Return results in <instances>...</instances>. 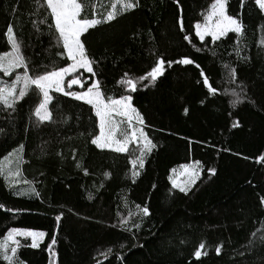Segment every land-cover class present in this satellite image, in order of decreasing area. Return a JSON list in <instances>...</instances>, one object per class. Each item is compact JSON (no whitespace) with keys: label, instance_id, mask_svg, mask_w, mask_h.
Listing matches in <instances>:
<instances>
[{"label":"trees","instance_id":"1","mask_svg":"<svg viewBox=\"0 0 264 264\" xmlns=\"http://www.w3.org/2000/svg\"><path fill=\"white\" fill-rule=\"evenodd\" d=\"M213 1L139 0L134 10L81 36L95 73H82L86 86L99 81L106 98L131 95L143 117L156 145L143 168H133L134 151L91 143L99 121L83 101L54 93L51 121L39 123L35 109L42 96L35 86L13 108L0 104V241L14 228L46 234L37 248L20 239L14 264H264V12L254 0H227V14L240 20L242 35L202 42L194 25ZM79 2L85 5L81 18H101L112 0ZM42 5L0 0V42L4 16L17 15V41L32 76L71 64ZM182 58L193 64L175 63ZM160 59L164 74L154 83L141 80ZM1 75L8 83L14 79ZM122 79H132L136 91ZM233 92L242 98L235 106ZM192 162L201 175L185 195L170 177ZM10 167L19 175L6 178ZM29 187L39 195L22 194ZM201 243L207 255L197 259ZM0 264L8 262L0 256Z\"/></svg>","mask_w":264,"mask_h":264},{"label":"snow or ice","instance_id":"2","mask_svg":"<svg viewBox=\"0 0 264 264\" xmlns=\"http://www.w3.org/2000/svg\"><path fill=\"white\" fill-rule=\"evenodd\" d=\"M226 2L227 0H214V3L210 6L209 11L204 16L203 23H196L194 25L196 36L203 42L205 37H211L213 42L219 40L221 37L225 36L229 32L236 33L238 36L243 33V25L235 17H232L226 13ZM255 4L258 6L261 12H264V0H254ZM117 5H119V12L117 11ZM50 10V15L54 21L55 32L58 33V40L62 42V47L67 53V59L72 61L68 66L61 67L59 69H53L51 71H46L44 73H38L35 76L29 74L28 64L25 57L21 53V45L17 41L13 27L9 25L6 30V36L8 43L11 46V50L0 54V73L4 76H12L17 69H23V73H17L15 78L11 83L7 81L0 80V104L6 108H13L15 103L22 99L31 86H35L39 94L42 95L43 99L41 103L35 109V115L39 122L51 121V112L48 109L49 103L52 101L51 91L57 93H62L65 96H71L73 99L78 101H83L85 104L91 105L95 110V115L99 119L100 135L96 136L91 140L99 149L108 148L112 151L119 153H127L129 149V144L135 143L138 149V155L132 161L133 168L136 164H139L140 168L144 167V157L146 154L151 153L152 149L156 145L144 132L143 127L131 130L134 126L132 121L135 120L138 124L144 125L143 117L137 111L135 107L132 106V96L122 95L120 98L105 97L104 93L101 91L99 81L93 83L91 87H88L86 91L77 92H66L64 88V81L66 76H69L80 69H84L89 73L95 75L92 64L93 61L86 55V50L84 44L81 41L82 34L86 33L89 29L95 28L101 23H107L109 21L115 20L118 14H123L128 11L134 10L139 6V0H112L110 5V10L106 14L102 15L101 18H81V13L85 5L79 0H43V5ZM95 17V13H93ZM41 20L40 23L46 22ZM181 31H183V23L180 21ZM53 25L49 24L51 28ZM185 40L189 37L185 36ZM239 42V41H238ZM169 65L172 63L168 62ZM175 63L189 65L193 64V61L189 58H182ZM165 61L160 59L157 61L156 66L152 68L145 76L141 77V80H151L155 82L158 77L164 74ZM197 67H199L197 65ZM225 67H228L227 65ZM203 75V72H201ZM230 78L233 82L235 80V70L229 69ZM127 77V73H125ZM204 84L208 87L210 93H215L216 89L212 88L209 84L207 77L204 78ZM119 83L128 86V90L131 92L136 91V83L132 79H122ZM80 85L84 87L81 81L77 78H73L68 82V87L71 88L72 85ZM20 90L17 94V87ZM242 87L243 86H239ZM232 95L235 99L232 101L233 106L242 102L241 95L239 93L233 92ZM187 111V110H185ZM114 116H122L126 118L128 128L119 129L117 121H115ZM120 123H124L121 121ZM238 123H234L233 127H237ZM119 131L120 138H117V132ZM142 142V143H141ZM23 146L21 145L20 152H22ZM15 156L17 160L22 159L18 153L10 154ZM264 160V156L260 157ZM198 163V162H197ZM79 167V164L77 165ZM188 168L187 165L183 166ZM212 175L215 174V169L209 170ZM4 172L3 166H0V173ZM19 171L13 170L11 167L8 170L6 178L8 176H18ZM134 176L139 175L138 172H133ZM198 172H193L191 183L195 184L196 178L198 177ZM24 183H28L25 181ZM173 187H179L173 181ZM179 191L187 195L188 189L186 187H179ZM35 194V188L29 187L22 194ZM21 194V193H18ZM264 203V200H262ZM2 207V206H0ZM144 216L150 215L149 209L144 207L141 209ZM61 216H57L56 220L59 221ZM123 224H127L128 221H122ZM139 227V225H136ZM17 236L31 237L32 248L39 247L40 241L45 237L44 232H36L31 230H18L11 229L4 241H0V256L3 257L8 264H14V258L16 257L17 248L20 246L19 241L16 240ZM261 241L264 242V234L260 237ZM10 242V243H9ZM55 239L52 240V244H55ZM204 243L198 246V249L194 252V256L199 259L201 255H207ZM9 250L11 254L9 255ZM49 251H51V246H49ZM111 252V249L108 250ZM216 253H220V248H216Z\"/></svg>","mask_w":264,"mask_h":264},{"label":"rangeland","instance_id":"3","mask_svg":"<svg viewBox=\"0 0 264 264\" xmlns=\"http://www.w3.org/2000/svg\"><path fill=\"white\" fill-rule=\"evenodd\" d=\"M2 1V0H1ZM213 3H214V1H213ZM212 3V4H213ZM211 4V5H212ZM226 5H227V2H226ZM11 8H13V6H11ZM118 9H119V5H118ZM117 9V10H118ZM209 9H210V7H209ZM209 9H208V11H209ZM14 10V9H13ZM9 11H11V10H9ZM207 11V12H208ZM12 12V11H11ZM207 12L205 13V15L207 14ZM226 13H227V6H226ZM204 15V16H205ZM204 16H203V18L201 19L202 21L200 22V23H203V20H204ZM13 13L11 14V16L10 17H6V15L4 16V18H7L6 20H8V22L6 23V26H5V32L3 33V41L4 42H0V54H2V53H5V52H7V51H10L11 50V46H10V44L8 43V40H7V36H6V30H7V27L9 26V25H11L12 27H13V30H14V33H15V36L17 35V30H18V28H20L21 27V19H19V17H17V15L16 16H14L13 18ZM230 33V32H229ZM227 35V34H226ZM224 37V36H223ZM207 37H205V39H206ZM211 38V37H210ZM222 38V37H221ZM16 39H17V36H16ZM82 39V38H81ZM71 63H72V61H70ZM70 65V64H69ZM17 73H20L21 74V72H19V69H17L16 70V72L15 73H13V77L15 78V75L17 74ZM82 73H89V72H87L86 70H84V69H80L78 72H75V73H73V74H71V75H69V76H66V78H65V81H64V88H65V91L66 92H77V93H80V92H83V91H86L87 90V88L88 87H91L92 85H93V83L94 82H96V81H93L89 86H86L87 85V81L86 80H84V77L82 76ZM0 74H2V73H0ZM3 75V74H2ZM1 75V76H2ZM6 77V76H5ZM73 78H77V79H79L80 81H81V83L84 85V87H86L85 89H84V87H81L80 85H72V87L71 88H69L68 87V82L70 81V80H72ZM0 80H3V79H0ZM54 93H57V92H55V91H51L50 92V95L52 96ZM58 94H62V93H58ZM42 96V95H41ZM42 99H43V97H42ZM42 101V100H41ZM131 103H132V101H131ZM50 104V103H49ZM133 106V105H132ZM48 109H49V105H48ZM114 119H115V121H117V123H118V127H119V129H125V128H128V125H127V121H126V118L125 117H122V116H114ZM98 121H99V119H98ZM121 121H124V123H120ZM132 124H133V126H134V128L133 129H130V131L131 130H134V129H137V128H140V127H143V125H140V124H138L135 120H133L132 121ZM100 129V128H99ZM145 132V131H144ZM99 135H100V130H99ZM117 138L119 139L120 138V134H119V131L117 132ZM142 143V142H141ZM105 150H110V149H108V148H105ZM153 150V149H152ZM112 151V150H111ZM128 151H134L135 153H136V155H138V149H137V145L135 144V143H131V144H129V149H128ZM152 152V151H151ZM148 154H146V156H147ZM146 156L144 157V161H145V158H146ZM187 166H188V168H184L183 166L184 165H181L180 167H178V168H176L174 171H172V173H171V177H170V181H171V184H172V186H173V181H175V183H176V185H178L179 187H186L188 190L194 185V184H192L190 181H191V178H192V174H193V172H198L199 173V175H198V177L196 178V182H197V180L199 179V177H200V175H201V168H200V166H199V163H197V162H192V163H190V164H186ZM137 166H139V164L137 163L136 164V166L135 167H137ZM195 182V183H196ZM179 187H173L174 189H176V190H179ZM18 230H22V231H26V230H31V229H18ZM31 231H36V232H43V231H39V230H31ZM8 234V233H7ZM6 237H7V235L1 240V241H4L5 239H6ZM45 237H46V234H45ZM45 237L43 238V240L42 241H40V243H39V245L41 244V243H43L44 242V240H45ZM23 238H27V239H29L31 242H32V240H31V237H24V236H17L16 237V240H20V239H23ZM10 243V242H9ZM11 254V252H10V250H9V255ZM2 257V256H1ZM3 258V257H2Z\"/></svg>","mask_w":264,"mask_h":264}]
</instances>
